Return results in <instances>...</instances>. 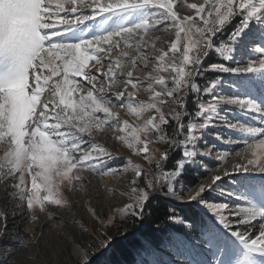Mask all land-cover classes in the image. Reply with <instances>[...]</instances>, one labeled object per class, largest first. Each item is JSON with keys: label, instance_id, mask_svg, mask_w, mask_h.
<instances>
[{"label": "snow or ice", "instance_id": "1", "mask_svg": "<svg viewBox=\"0 0 264 264\" xmlns=\"http://www.w3.org/2000/svg\"><path fill=\"white\" fill-rule=\"evenodd\" d=\"M162 30L175 38L150 35ZM109 133L122 167L98 142ZM237 143L229 165L220 146ZM0 146V184L33 219L85 172L127 173L107 226L153 217L159 193L176 202L153 221L170 228L168 264H264V0H0Z\"/></svg>", "mask_w": 264, "mask_h": 264}, {"label": "rangeland", "instance_id": "2", "mask_svg": "<svg viewBox=\"0 0 264 264\" xmlns=\"http://www.w3.org/2000/svg\"><path fill=\"white\" fill-rule=\"evenodd\" d=\"M188 2H199V0H188ZM181 14H186L181 10ZM159 37L160 40H171L175 38L174 31H159L150 34ZM157 46H161L157 42ZM89 63V69L92 64ZM143 76V73H140ZM55 79V78H54ZM80 81V78H77ZM86 84V81H83ZM86 91V89H83ZM142 99H147V95L140 93ZM191 95L189 96V99ZM224 109H230L228 115L233 120L244 121L246 118L236 109L235 106L225 105ZM122 118L131 120L121 112ZM209 131L225 132V129H209ZM209 141L211 137L206 136ZM98 142L114 152L118 159L114 163L123 166L127 163L126 158L129 152L119 143L114 142L111 134H106L98 138ZM221 150H228L232 153V159L227 163L230 165L235 160V152L242 150L240 143L224 146ZM3 156V147L0 146V157ZM134 163L143 162L134 155L131 157ZM216 166L214 162L209 163V167ZM201 170H190L188 181L195 183L202 179ZM87 183L78 184L74 189L65 188L62 195L68 202L64 207L58 208L55 205H45L47 211H40L37 207L34 216L26 212L20 202L8 198L2 184H0V212L8 213V231L0 234V264H83L84 255L73 253V245L90 248L91 254L87 257L90 264H102L105 262V253L111 251V242L115 239L116 229L119 223L107 226L106 218L113 215L121 203V197L114 195L115 192H122L127 188L129 174L105 176L95 173L85 172ZM241 175V174H236ZM247 175V174H243ZM30 179V178H29ZM244 181L237 179L234 187L238 191H244ZM231 186V182H229ZM123 199H126L124 197ZM173 204L176 202L171 201ZM95 206L98 209V216L95 219L89 214L87 208ZM73 217L77 221H82L87 232H82L79 227H74ZM102 222V224H100ZM124 222V221H121ZM68 235V237L66 236ZM167 235L159 248L150 246L146 253L136 258L138 261H147L148 264H168L172 259L166 247ZM74 245V246H75ZM83 246V247H82ZM78 253V252H77ZM38 257V258H37Z\"/></svg>", "mask_w": 264, "mask_h": 264}, {"label": "trees", "instance_id": "3", "mask_svg": "<svg viewBox=\"0 0 264 264\" xmlns=\"http://www.w3.org/2000/svg\"><path fill=\"white\" fill-rule=\"evenodd\" d=\"M192 97L189 99L191 102ZM191 107V103L189 104ZM152 203V209L155 210L153 217L145 219L141 222L137 219L135 222L128 221L120 222L116 229L115 239L110 245L111 251L105 253V262L102 264H136V258L141 254L146 253L147 249L141 245L147 243L154 248H159L166 234L170 231L169 226L161 219L157 224L153 223L156 217H162L165 207L173 203L164 198L162 194H155ZM177 211L183 214H190L193 209L184 206H178ZM199 211V209H195Z\"/></svg>", "mask_w": 264, "mask_h": 264}, {"label": "bare ground", "instance_id": "4", "mask_svg": "<svg viewBox=\"0 0 264 264\" xmlns=\"http://www.w3.org/2000/svg\"><path fill=\"white\" fill-rule=\"evenodd\" d=\"M90 209H91V207H89L88 206V208H87V211L89 212V214L91 215V216H93L92 214H91V212H90ZM95 219L97 218V216H93ZM100 224H102V222H100ZM67 237H68V235H66ZM75 245V244H74ZM73 245V253H75V254H80L81 256H83V249L81 248V247H79V246H77V245H75L74 246ZM78 252V253H77Z\"/></svg>", "mask_w": 264, "mask_h": 264}, {"label": "water", "instance_id": "5", "mask_svg": "<svg viewBox=\"0 0 264 264\" xmlns=\"http://www.w3.org/2000/svg\"><path fill=\"white\" fill-rule=\"evenodd\" d=\"M113 243V241L111 242V244Z\"/></svg>", "mask_w": 264, "mask_h": 264}]
</instances>
